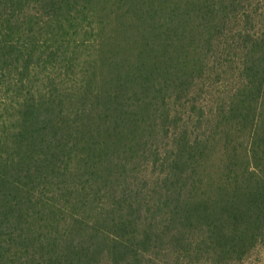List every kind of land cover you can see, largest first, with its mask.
I'll list each match as a JSON object with an SVG mask.
<instances>
[{"label":"trees","instance_id":"1","mask_svg":"<svg viewBox=\"0 0 264 264\" xmlns=\"http://www.w3.org/2000/svg\"><path fill=\"white\" fill-rule=\"evenodd\" d=\"M261 248L264 0H0V264Z\"/></svg>","mask_w":264,"mask_h":264},{"label":"rangeland","instance_id":"2","mask_svg":"<svg viewBox=\"0 0 264 264\" xmlns=\"http://www.w3.org/2000/svg\"><path fill=\"white\" fill-rule=\"evenodd\" d=\"M245 264H264V248L254 252Z\"/></svg>","mask_w":264,"mask_h":264}]
</instances>
